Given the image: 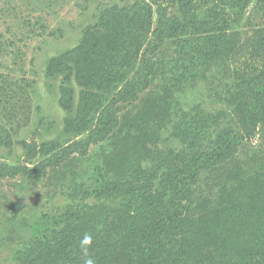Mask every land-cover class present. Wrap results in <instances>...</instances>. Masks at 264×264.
<instances>
[{
  "label": "trees",
  "instance_id": "trees-1",
  "mask_svg": "<svg viewBox=\"0 0 264 264\" xmlns=\"http://www.w3.org/2000/svg\"><path fill=\"white\" fill-rule=\"evenodd\" d=\"M247 2L136 0L104 10L80 45L52 59L49 67L51 74L64 75L58 102L73 115L66 119V132L86 130V135L59 150L23 142L29 161L37 153L45 158L31 166L0 161V177L23 175L40 182L69 155H85L92 145L130 126L135 132L128 133L127 143L112 148L104 166L91 170L93 185L73 186L81 202L93 198L102 205L106 197H122L111 220L92 236V258L101 264H264V170L249 173L250 164L243 166L237 158L238 147L264 125V24L243 35L228 31L227 9L241 12ZM178 4L181 17L171 11ZM257 7L264 11V0H257ZM168 40L176 48L167 89L144 100L134 115L119 116L117 103L136 100L158 74L156 55ZM216 56L229 58L233 66L228 65L234 73L228 97L219 99L241 130L215 132L210 125L216 119L198 122L192 117L176 125L175 134L185 146L161 148L159 131L172 108L173 89L199 79L206 62ZM73 71L84 87L75 110V89L68 84ZM88 112H99L90 129L84 124ZM10 143L11 134L0 122V146ZM87 214L69 207L50 216L52 227L37 241L31 262L53 253L63 263L76 258L83 264L80 239L96 231L85 223Z\"/></svg>",
  "mask_w": 264,
  "mask_h": 264
},
{
  "label": "rangeland",
  "instance_id": "rangeland-1",
  "mask_svg": "<svg viewBox=\"0 0 264 264\" xmlns=\"http://www.w3.org/2000/svg\"><path fill=\"white\" fill-rule=\"evenodd\" d=\"M135 1L0 0V122L11 134L10 145L0 146V161L31 166L45 157L37 153L29 161L23 142L35 145L37 149L46 144L59 150L86 135L87 131L80 128L82 134L66 132V119L73 115L58 102L64 75L60 72L51 74L50 62L79 46L87 28L96 24L104 10L121 8ZM227 10L231 13L230 32H242L243 35L248 28L264 24V11L257 7V0H248L241 12ZM171 11L182 16L179 4ZM202 11L195 12L196 16H200ZM175 48L172 40L166 41L156 55L158 74L136 100L117 103L119 116L126 112L134 115L144 100L167 89ZM228 65L232 66L229 58L213 57L206 62L199 79L191 78L173 89L172 108L159 131L161 148H183L185 144L175 134L176 125L192 117L198 122L200 118L216 119L217 124L210 125L211 130L217 128L215 132L224 128L241 130L232 110L219 99L228 97L234 75L232 69V72L228 70ZM68 84L75 89V110L79 91L84 87L78 84L74 71ZM114 95L112 92L108 97L112 99ZM98 113H85L87 128L95 126ZM134 132L130 126L116 130L114 137L92 145L87 154L74 153L60 165L50 167L40 182L23 175L0 177V264H33L31 258L37 254V241L44 240L41 238L46 237L52 227V221L47 222V219L66 212L69 207L79 213L88 212L90 218L85 223H90L92 230L96 229L91 233L96 238L106 221L115 214L122 197H106L102 205V202L95 204L93 198L81 202L75 198L73 186L77 183L80 189H84L93 185L91 170L97 165L104 166V159L112 148L118 149L127 143V136ZM237 158L243 166L250 164L246 167L249 173L264 170V125L238 147ZM78 223H73V226ZM43 254V261L35 264H80L76 258L63 263L57 254Z\"/></svg>",
  "mask_w": 264,
  "mask_h": 264
},
{
  "label": "clouds",
  "instance_id": "clouds-1",
  "mask_svg": "<svg viewBox=\"0 0 264 264\" xmlns=\"http://www.w3.org/2000/svg\"><path fill=\"white\" fill-rule=\"evenodd\" d=\"M93 243H94L93 237L89 233H85L84 236L80 239L79 249H80L81 257L83 260V264H96L90 252V249H92Z\"/></svg>",
  "mask_w": 264,
  "mask_h": 264
}]
</instances>
